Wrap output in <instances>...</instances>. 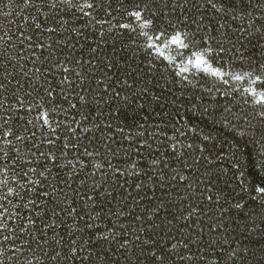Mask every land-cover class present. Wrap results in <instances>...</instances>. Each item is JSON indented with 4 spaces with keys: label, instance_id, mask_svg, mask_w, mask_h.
<instances>
[{
    "label": "trees",
    "instance_id": "obj_1",
    "mask_svg": "<svg viewBox=\"0 0 264 264\" xmlns=\"http://www.w3.org/2000/svg\"><path fill=\"white\" fill-rule=\"evenodd\" d=\"M96 2L94 15L84 17L75 0H44L43 7L40 0L32 7L0 0V35L7 33L0 124L10 117L0 131H11L14 141L0 146L19 159L21 173L8 170L18 195L5 205V220L12 227L15 213L17 227L36 222L31 235L17 233L29 246L21 255L7 252L12 264H264V111L235 91L241 85L191 69L186 80L178 77L174 67L184 65L173 50L165 55L176 66L150 55L141 37L120 29L135 8L128 0ZM228 3L144 0L141 10L159 28L187 32L197 47L206 41L217 63L243 73L264 62V0ZM46 18L54 33L42 30ZM20 31L32 41L17 39ZM40 111L57 127L55 146L48 142L56 134L35 122ZM74 123L84 131L72 135ZM17 134L25 139L15 141ZM49 148L54 155L46 161L40 152L48 156ZM28 160L36 172L25 177ZM53 188L55 196H46ZM29 200L36 204L23 207Z\"/></svg>",
    "mask_w": 264,
    "mask_h": 264
},
{
    "label": "snow or ice",
    "instance_id": "obj_2",
    "mask_svg": "<svg viewBox=\"0 0 264 264\" xmlns=\"http://www.w3.org/2000/svg\"><path fill=\"white\" fill-rule=\"evenodd\" d=\"M73 2L74 0H59L60 4L66 3L71 5L73 4ZM235 2L236 0H229L228 7H235ZM249 2H251V0H249ZM23 3L28 7H32L34 5V0H23ZM43 3L44 0H40L41 7H43ZM75 3L79 5V8L76 9V11H79L84 17H92L98 9V4L96 0H75ZM128 3L135 5V8L134 10H130L128 12V16L131 18V20L127 23L120 24V29H124L131 33H134L138 37H141L142 39L140 42L146 49L150 50V55H155L162 60L168 61L169 66H176V59H169V56L165 55L166 50H173L175 56H178L184 65L183 67H174L175 74L178 77H181L182 79L186 80L191 69L194 70L195 73H199L202 77L216 78L224 84H229L231 82L233 84L241 85V87L236 88L235 91L243 92L246 94L247 97H251L253 103L259 106L261 111H264V62H262L259 67L250 66L245 72L238 73L236 71V68L242 66L230 65L223 61L217 63L218 58L214 55L211 50L205 47V45L207 44L206 41L204 42V44L197 47L194 41L189 38V34L187 32H170L166 28L162 29L154 25L152 20L148 19L145 16L144 11L141 10V4L144 3V0H128ZM241 3H243V0H241ZM50 4L53 6L56 5L57 0H50ZM3 11V7H0V12ZM108 15H111V13H109ZM24 22H27V17H25ZM107 22L108 21L106 20L105 23ZM133 22L135 23V27L132 26ZM42 23L44 25L42 30L47 31L48 33H54L56 31V28L48 26L47 18ZM32 28L39 29L41 28V24L33 22ZM5 35H7V33H4V35H0V41L4 40ZM16 35L17 39H19L22 43H24L25 41L31 42L33 39V36H26L23 31H20ZM10 39L11 37H9V40ZM24 46L25 48H27L26 43L24 44ZM21 55H23V53H21ZM153 63H155V61H153ZM65 71H67V69H65ZM2 91L3 88H0V92ZM51 100H55V97H51ZM51 100L49 101V103L51 102ZM21 104L23 105L22 101ZM32 107L39 108L40 106L36 104L32 105ZM32 107H28L26 111L31 112ZM71 107L75 109L76 105L71 104ZM7 119H10V117L5 119L4 124H0V129L5 128ZM35 122L39 124V127L41 129L45 126H48L51 129V133L56 134L48 142L50 145L55 146L56 142L59 141L61 137L57 132V127L53 125L52 120L49 118V115L44 111H40L35 118ZM56 123L59 124V121H56ZM97 127H99V125H97ZM107 127L110 128L111 125L108 124ZM174 127L176 128V131L181 132L183 135L186 136L188 134L187 132L183 131L182 124L178 123ZM77 129H79L80 131H84V128L81 124L74 123L72 125V135L76 134ZM88 131L90 132L91 130L89 129ZM119 131L123 132V129H119ZM152 135H154V137H158L159 134L153 132ZM36 136L37 131H33L31 135L27 137V139L32 140ZM11 137V131H0V141L7 142V144L14 146V141L11 139ZM24 139L25 137L19 134L15 136V141H21ZM43 143L44 142L41 141V144L36 145V147H40L41 145H43ZM67 147L68 145L64 144V148ZM187 147L192 148V145L188 144ZM172 150H176L175 145H173ZM85 151L87 155H92V152L87 150ZM16 152L17 154H19L20 149L17 148ZM52 155H54V152L51 148H49L48 156H45L43 152H40V157L45 159L46 161L50 160ZM18 163V158H12L4 150V147L0 146V223L5 224V227H0V233H5L7 227V221L5 220V205L12 204L13 201L11 198L14 196V194L18 195L16 188L9 187L8 171L9 169H11L15 175L20 176L21 173L19 171V168L16 167ZM25 163L28 165V167L23 172V176L27 177L30 173L36 172V168L35 166H33L31 160L25 161ZM55 163L56 162L53 161V164ZM68 163H71V161H69ZM21 167H23V165H21ZM73 167H75V165H73ZM97 167H99V165H97ZM12 183L18 185V182L16 180H13ZM35 183L37 182L34 179H29V184ZM18 187H27V185H18ZM28 190L31 191L30 188ZM259 190L264 193V188H261ZM57 191L58 189L53 188L50 192H46L45 195L55 196ZM209 199H211V197H209ZM35 204V200H29L23 205V207L29 208V205ZM10 219L12 221L13 226L7 227V234L0 235V264H5V257H7L8 264H12L14 257L7 256V252L9 251L16 253L17 255H21L23 253V250L26 249L29 244H25L22 240H20L17 233L23 232L27 235H31L28 230L29 228L34 227L36 223L35 221L30 220L29 223H22L17 227L15 213L11 214ZM51 227H55V225H51ZM42 231L47 232V228L42 229ZM107 238V235L104 237H100V239L102 240ZM32 239H36V237L33 236ZM136 240H139V236L136 237ZM18 241L19 243H17ZM10 242L16 244V247H11ZM37 243H39V241H37ZM57 243H60L59 239H57ZM75 243L76 241L73 240L72 244L75 245ZM59 255V250H56L55 254L51 256V260L56 261ZM77 255V250L73 248V257H77ZM152 255L153 257H156L157 260L161 259L156 252H153ZM23 262L24 264H35V261L32 258H26Z\"/></svg>",
    "mask_w": 264,
    "mask_h": 264
}]
</instances>
